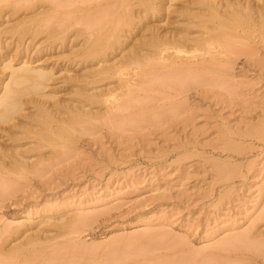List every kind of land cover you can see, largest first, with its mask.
<instances>
[{
	"label": "rangeland",
	"instance_id": "1",
	"mask_svg": "<svg viewBox=\"0 0 264 264\" xmlns=\"http://www.w3.org/2000/svg\"><path fill=\"white\" fill-rule=\"evenodd\" d=\"M189 1L169 0V12L149 13L143 23L160 35L182 28L188 17L179 13L193 6ZM103 3L0 0V14L9 19L3 27L38 12L47 19L42 34L23 38L24 50L16 34L1 33L0 63L20 57L52 68L49 88L61 104L77 101L81 88L114 86L115 79L87 72L96 61L80 63L73 52L99 25L85 24L75 10L89 6L96 12ZM51 28L60 33L57 39L46 35ZM137 32L129 42L142 40ZM234 46L231 54L212 50L218 56L213 67L226 69L223 75L195 66L177 75L164 60L141 74L131 69L138 64L125 66L138 84L123 89L120 104L92 105L98 115L76 126L67 146L45 145L27 154L29 163L39 158L38 164L0 184V264L31 259L7 254L30 233L45 247L31 264H264V44ZM1 67L0 77L8 71ZM66 75L78 80L64 83ZM27 112L35 113L32 105ZM7 130L0 131V144L11 148ZM28 136L18 139L19 149L31 145ZM7 224L29 230L18 236L5 231ZM232 238L235 246L217 247Z\"/></svg>",
	"mask_w": 264,
	"mask_h": 264
},
{
	"label": "bare ground",
	"instance_id": "2",
	"mask_svg": "<svg viewBox=\"0 0 264 264\" xmlns=\"http://www.w3.org/2000/svg\"><path fill=\"white\" fill-rule=\"evenodd\" d=\"M90 1L92 0H80V3L85 4ZM103 2V7L96 12H92L89 6L78 7L75 10L78 13L77 18L83 20L84 23L86 22L85 24L94 22V24L99 25L92 33L90 32L92 37L89 34L87 37L84 36L81 45L77 44L79 50L75 49L73 52L76 51L77 55L75 56L81 59L80 63H82V60L88 64L96 61L95 64L86 66L90 68L87 72L98 80L115 79L114 86L99 88L95 92H89L91 88L83 90L80 87L82 90L80 89L78 92L75 90L77 93L74 92L78 96L77 101L74 102H78V105L74 102L72 104L76 106L72 105L71 99L68 103L72 106L65 105L63 102L66 100L64 99L61 104L54 89L49 88L50 81H52L55 73L52 68L28 58L19 57L17 60L3 58L4 60L1 61V71H8L2 73L0 77V131L5 132L8 127L6 135H9L8 139L14 143L11 148H6L0 144L1 186L7 183L11 174H26L28 170L30 171L38 164L39 158L30 163L27 161L31 158V155H27L30 152L33 153V151L45 145L51 147L67 146L66 143H69L72 137H76L74 136V132H77L76 126H85L98 115L96 111H92V105L97 103L117 105L125 91L138 84V81L136 84L134 83L136 81L132 80V76L129 75L130 72H128L129 74L124 72L125 66L129 68L138 64L131 69L141 74L159 66L153 63L154 60H164L166 66L177 71V75L184 74L192 66L210 69L217 75H223L227 72L226 69L213 67L218 61V56L215 53L218 55L224 52L234 53V45L238 42L264 44V0L189 1V3L193 2L191 3L192 7L184 8V11L182 8L180 13L173 10V12L176 11L177 14L183 15V17L184 15L188 17H185L187 18V23L184 21L186 25L184 24L183 27L181 26L182 28H176V30L169 32L166 30V34L160 32L161 35L159 32L153 31V27L148 28L146 23H143L144 18L151 14L160 13L162 9L168 10L171 7V0L170 2L169 0H163V2L161 0H103ZM167 4L168 6L165 7ZM185 4L186 6L189 5L188 3ZM22 7L24 6L13 7V13H16ZM97 7H100L99 4ZM5 15L0 14V34H16L15 39L18 38V43L23 42V46L26 41H23V38L29 35L34 39L42 34L43 29L41 28L47 21L43 14L38 12L33 14L32 17H22L11 25L3 27V23L9 21V19H4ZM139 25L141 27H138ZM46 30L45 33L48 38L60 34L52 28L49 31ZM135 30L138 31L137 33L142 31L140 34L142 40L138 38L133 43L132 41L129 42L128 40ZM54 38H56V35L53 40ZM23 46L21 50L28 48V42L26 47ZM2 47L4 48L5 45L0 38V51ZM166 61H169V63ZM95 65L96 68L94 69L93 66ZM192 75V78L199 77ZM66 76L68 80L63 79L64 83L78 80L71 75ZM128 76L129 78H125ZM107 85H111V83H106L104 86ZM65 103L68 104L67 101ZM28 104L32 105L35 113H24L25 106ZM20 127L22 129H19ZM86 128L88 129V127ZM14 129L19 130L14 131ZM10 130L11 132H9ZM24 133L26 135L32 134V137L28 136L32 142L31 145H28L29 147L21 150L19 148L22 145L18 143V139ZM12 137L14 138L12 139ZM57 155L59 157V153ZM37 224H45L50 227L47 221H40ZM52 226L63 228L62 224H52ZM20 227H25V225L12 226L7 224L4 229L6 232L18 236L24 235L29 230L27 227L25 229ZM24 237V246L15 245L7 254H11L8 256L10 259L18 256L19 260H29L31 258L29 261L32 262L33 257L40 252H44L45 247L40 245L39 236L36 234H25ZM245 239H250V237ZM237 241L232 238L228 241L219 242L217 247H233ZM73 248L74 246H69L68 249L71 251ZM29 261L26 264H31Z\"/></svg>",
	"mask_w": 264,
	"mask_h": 264
}]
</instances>
